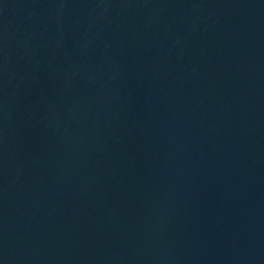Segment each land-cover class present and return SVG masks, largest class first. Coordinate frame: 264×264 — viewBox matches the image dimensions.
I'll list each match as a JSON object with an SVG mask.
<instances>
[{"label":"water","instance_id":"95a60500","mask_svg":"<svg viewBox=\"0 0 264 264\" xmlns=\"http://www.w3.org/2000/svg\"><path fill=\"white\" fill-rule=\"evenodd\" d=\"M0 264H264V0H0Z\"/></svg>","mask_w":264,"mask_h":264}]
</instances>
